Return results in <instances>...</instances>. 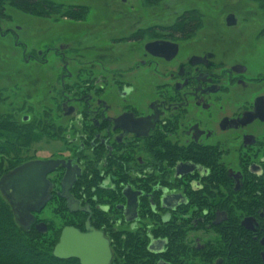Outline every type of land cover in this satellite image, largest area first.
<instances>
[{"label": "flooded vegetation", "instance_id": "1", "mask_svg": "<svg viewBox=\"0 0 264 264\" xmlns=\"http://www.w3.org/2000/svg\"><path fill=\"white\" fill-rule=\"evenodd\" d=\"M246 1L255 6L226 14L229 45L181 13L110 32L103 49L115 54L113 65L107 55L74 53L76 39L61 27L60 20L74 21L66 9H36L53 28L27 50L26 30L8 25L2 6L3 55L10 57V41L24 63L53 73L35 114L18 94L23 79L7 88L9 113L27 110L18 123L31 122L36 136L21 147L26 158L1 176L26 162H51L36 185L34 202L44 204L30 227L58 225L59 236L68 228L88 243L99 235L107 264L119 256L126 264H264V0ZM85 11L78 21L95 14ZM37 142L52 143L28 155ZM50 205L53 216L42 215Z\"/></svg>", "mask_w": 264, "mask_h": 264}, {"label": "rangeland", "instance_id": "2", "mask_svg": "<svg viewBox=\"0 0 264 264\" xmlns=\"http://www.w3.org/2000/svg\"><path fill=\"white\" fill-rule=\"evenodd\" d=\"M50 2L51 7H62L66 9L67 13L63 14L66 17L72 18L74 21H68L64 19L61 21V27L65 30L72 31L71 37L76 39L73 42L75 46L74 53H77L82 60H87L90 55H107L106 59L113 65L116 57L115 54L108 49H103L104 43L108 41V36L119 28L126 30L128 25L133 23H168L175 21L177 15L183 14V17L188 18L192 13L193 16L199 17L196 21L201 25V32L203 35L209 36V39L216 41V43L223 45L230 44V28H225V17L227 12H230V6L236 8L239 12L245 7L255 6L251 2L246 0H235V4L231 5L232 0H43ZM73 1V2H72ZM67 2H72L68 4ZM5 7V13L9 16L8 25L20 24L23 31L26 32V37L21 33L20 39H23L28 43L27 50L35 47V43L40 41L45 43L49 38L50 30L53 28L52 18H39L35 17L36 9L30 7V9L19 8L20 2L17 0H0V9ZM91 8V12L95 14H89L86 19L79 20L81 13L86 12V8ZM243 8V9H242ZM68 9H72L69 11ZM122 11L125 15H119ZM105 12V13H104ZM104 13V17L100 14ZM32 14V15H31ZM63 14H60L62 17ZM101 19L99 20V18ZM201 17V18H200ZM92 18V19H91ZM87 24V25H86ZM118 24L119 26H114ZM123 26V27H122ZM83 30V32H82ZM87 30L86 34L84 33ZM96 30L95 33L92 32ZM84 33V34H83ZM87 33H92L93 36H87ZM97 35V36H96ZM206 37V36H205ZM92 38V42L87 43L88 39ZM107 38V39H106ZM107 40V41H106ZM73 41V40H72ZM8 48V55L4 56L0 51V119L5 118L14 120L18 124L19 118L27 110H15V115L9 113L13 111L11 101L14 94L8 88L13 84L12 80H22L17 82V90L20 89L24 98H26V104L31 103L36 111L29 110L35 114L44 106L48 101L47 89L48 86L46 79L52 78V71H50V65H40L39 67L34 65L33 62L24 63L20 57V49L11 46L10 41ZM88 44V45H87ZM90 44V45H89ZM91 47V49H89ZM73 53V52H72ZM71 55V54H70ZM6 59L5 61H3ZM53 69L59 67V60H55ZM58 65V66H57ZM74 67L77 68V63H74ZM59 70V69H58ZM21 78V79H20ZM13 79V80H14ZM25 81V82H24ZM7 85V86H6ZM21 85V86H20ZM12 86V85H11ZM14 86V85H13ZM20 86V88H19ZM15 96L16 101L20 96ZM36 99H41V103L34 105ZM38 106V107H35ZM12 109V110H11ZM52 142L33 143L27 151L28 155L34 156L37 152H40V148L50 149ZM45 156V154H39L38 157ZM26 157L19 150L13 152V155L9 152L0 154V169L3 171L5 167L13 164V159H17V163L25 159ZM9 169V168H7ZM6 171V170H4ZM2 176L0 175V178ZM1 195L5 198L0 190ZM6 200V198H5ZM42 215L46 217L53 216V209L50 206L46 208Z\"/></svg>", "mask_w": 264, "mask_h": 264}, {"label": "trees", "instance_id": "3", "mask_svg": "<svg viewBox=\"0 0 264 264\" xmlns=\"http://www.w3.org/2000/svg\"><path fill=\"white\" fill-rule=\"evenodd\" d=\"M17 1V0H16ZM20 9L51 7L50 2L43 0H18ZM0 119V154L20 152L21 147L34 140L36 131L31 122L15 123L14 120ZM31 137V139H29ZM17 164L5 167L10 168ZM4 169V170H5ZM0 169V175L4 172ZM60 226L49 225L45 234L39 233L34 226L22 228L15 220L9 203L0 193V264H80L76 259L58 258L52 250L58 240ZM139 259H142L141 257ZM114 264H126L119 256Z\"/></svg>", "mask_w": 264, "mask_h": 264}, {"label": "water", "instance_id": "4", "mask_svg": "<svg viewBox=\"0 0 264 264\" xmlns=\"http://www.w3.org/2000/svg\"><path fill=\"white\" fill-rule=\"evenodd\" d=\"M226 23L230 25V14L226 17ZM50 167V161H30L15 167L0 178V190L7 197L16 222L24 229L30 228L34 222L33 212H38L44 204L34 202L38 193L42 191L36 185ZM67 205L71 210L77 208V202H67ZM35 229L41 234L47 232V226L43 222L35 224ZM73 234L75 233L68 228L62 229L52 250L54 256L64 259L77 257L81 264L108 263L109 250L104 249L99 235L90 236L92 241L88 243L85 238L73 239ZM70 238L74 242L71 243Z\"/></svg>", "mask_w": 264, "mask_h": 264}]
</instances>
